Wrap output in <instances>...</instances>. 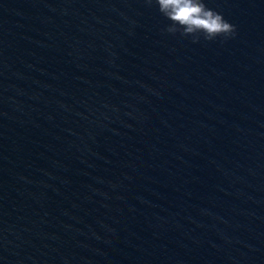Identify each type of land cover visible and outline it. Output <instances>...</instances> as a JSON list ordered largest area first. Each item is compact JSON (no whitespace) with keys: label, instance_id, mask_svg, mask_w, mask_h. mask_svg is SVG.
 <instances>
[{"label":"water","instance_id":"1","mask_svg":"<svg viewBox=\"0 0 264 264\" xmlns=\"http://www.w3.org/2000/svg\"><path fill=\"white\" fill-rule=\"evenodd\" d=\"M0 264H100L52 0H0Z\"/></svg>","mask_w":264,"mask_h":264},{"label":"clouds","instance_id":"2","mask_svg":"<svg viewBox=\"0 0 264 264\" xmlns=\"http://www.w3.org/2000/svg\"><path fill=\"white\" fill-rule=\"evenodd\" d=\"M155 4L158 11L170 21L163 31L199 42L201 36L206 41L217 38L224 40L237 34L236 25L228 21L223 13L208 7L206 0H145Z\"/></svg>","mask_w":264,"mask_h":264}]
</instances>
